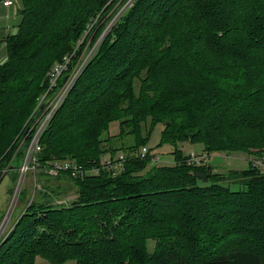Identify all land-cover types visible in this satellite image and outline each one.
I'll return each mask as SVG.
<instances>
[{
	"label": "trees",
	"instance_id": "obj_1",
	"mask_svg": "<svg viewBox=\"0 0 264 264\" xmlns=\"http://www.w3.org/2000/svg\"><path fill=\"white\" fill-rule=\"evenodd\" d=\"M109 1L21 0L19 32L5 37L7 60L0 56V162H9L14 135L45 88V72L81 37L94 10ZM224 1H212L218 6L215 16ZM229 1L220 23L210 17L212 4L203 1L135 2L44 133L38 167L55 185L46 181L47 192L32 199L21 224L0 246V264H36L37 258L52 264H264V245L249 240L244 243L251 248L234 241L208 254L196 250L199 242L194 248L188 243L195 224L205 231L198 241L217 242L209 234L215 220L229 216L214 213L226 200L236 204L240 220L264 207V167L249 163L247 170L222 174L210 160L189 165L177 147L180 142L202 144L210 158L233 152L264 156V0ZM249 10L253 14L246 21ZM241 39L248 42L245 51L235 45ZM119 121L120 139L101 147V133ZM160 123L162 140L175 145L173 165L151 166L147 175L137 176L155 157L151 150L144 159L139 152ZM120 151L126 159L122 171L102 165L103 155L113 158ZM17 159L18 153L9 162L12 170L18 169H13ZM64 161L90 174H45L47 166ZM63 180L78 190L69 208L54 201L72 192ZM231 226L215 232L220 238L250 235L264 244L263 223L255 235L247 225ZM101 230L112 237L108 245H122L113 263L106 257L97 260V251L89 250V241L100 238Z\"/></svg>",
	"mask_w": 264,
	"mask_h": 264
},
{
	"label": "rangeland",
	"instance_id": "obj_2",
	"mask_svg": "<svg viewBox=\"0 0 264 264\" xmlns=\"http://www.w3.org/2000/svg\"><path fill=\"white\" fill-rule=\"evenodd\" d=\"M8 1L11 2L9 5L4 4ZM136 1L137 0H110L100 9L94 10L95 13L93 12V15L81 37L77 41H74L73 44L67 50L62 52V53H66L63 59H60L61 57H58L53 67L50 70L46 71L45 74L43 73L45 88L37 93L31 113L28 114V116L20 126L19 130L14 135L15 138V139L13 138L14 142L9 148L11 149V152L9 153L10 154L9 162H11V159L15 157V154L19 153L20 150L22 149V146H24L34 135V133L37 130L36 127L39 124L41 115L43 116L45 112L48 113L50 111H54L57 107H59V110L63 107L65 102L68 100L72 90L77 86V83L80 80L83 73L89 69L92 61L96 57L104 40L112 33L114 27H116L122 21V19L128 14L129 9L135 4ZM193 1L194 4H200V1H203L205 4L211 5L213 0H193ZM211 7L214 8L215 11H213ZM217 7L218 6L212 4V6H210V8L208 9V12L211 14L210 17H212V19L216 17L215 20L220 23L222 22L223 19L221 13H223L226 16L227 11L231 8V2L229 0H225L222 5V11L218 13L217 16H215V14L218 11ZM21 8H22L21 0H3V2L0 3L1 61L7 60V53L5 49L6 46L5 37H7L8 35L10 36L16 35L19 32V26L21 23L19 12ZM245 12L246 14H244V17L246 18V21L251 20L253 11L249 10ZM227 19L224 18V21L228 22L229 20ZM235 28L240 30V28L242 27L237 26ZM247 43H248L247 40L244 41V39H241V42L237 41L235 45L236 47H238L239 51H245L248 47ZM116 51H118L119 53L120 47ZM119 59H120V55L118 56V60ZM55 66L57 67L58 70L57 71L55 70L54 73H51ZM53 74L57 75V77L53 78ZM37 90L38 89L35 86L34 90H32L30 94L34 96ZM52 122L50 123L51 125ZM120 124H121L120 121L110 123L109 126H107V129H105L101 133L100 136V141H102L101 147H108V145L113 144L116 139H120L118 137L120 134ZM11 131L12 133H14V129H12ZM163 131H164L163 124L161 123L157 124L152 129L149 139L146 141V147L148 148V150L149 151L151 150V154L153 156L160 158L161 162L156 164L154 162H151L149 167L146 166L144 169L140 171L138 170L135 173V175L141 177L147 175V173L152 169L151 166L173 165L175 159L172 153L175 151V145L170 144L168 142H164L162 140ZM130 137L131 136L126 137L125 141L129 142L131 140ZM177 147L181 152H183V155L185 157H187L192 153L202 154L204 152V147L202 144L197 145L188 142H180L177 144ZM123 156L124 154L121 151L118 152L117 155L113 158H111L112 157L111 154H105L101 157V163L103 164L108 161L116 162L120 157ZM252 158L253 157H249L248 154L242 152L215 154L210 158V165L214 167V170L216 172L226 174L230 170H238V171L247 170L249 167L250 160ZM9 162L8 163H5V161L0 162V170H1L0 171V228H4L5 226L4 220L5 219L8 220L9 218L5 230L3 232L2 229L0 230V232H2L0 239V246L8 239L10 235L12 236V232L14 233L16 231L17 226L21 224L20 223L21 220L28 213L27 210L30 206V203L32 202V199L36 200L41 195V193L47 192V190L44 187V183L49 180V182L52 185H55V181L50 180V177L41 175V171H42L41 169H38V171L35 174L32 171H30L23 181L19 199L12 211L10 210L12 197L14 195V192H16V190H18V188L20 187L19 184L20 174L18 169L17 170L9 169ZM21 163L22 160L19 159V165H21ZM4 170H7V172L4 173ZM63 181H65V183L63 184L64 186H71L72 192L66 193L64 194V196L60 198H55L54 201L55 204L57 205H62L65 208L66 207L69 208L71 203L75 201V199H77L76 195L78 194V190L75 187L76 185L71 180H63ZM233 189H237V188H233ZM48 193L50 194V192ZM261 200L262 199H260L259 201ZM235 205L236 204L233 202L231 203L230 200H226L224 202V205H222V207L215 208L214 213L216 216L219 213L229 214V216L226 215V217H224L220 221H218L219 220L218 219L215 220L216 222L213 223L214 229L211 232L212 234L209 235L216 236V240H217L216 243H212L209 245L208 242L203 241L205 240V238L202 241H198L200 240V237L204 235L205 231L199 230L200 226L195 224L192 229L190 228L191 231H189L191 235L190 237H188L189 246L193 245L194 248V245L198 244L199 242L200 244L196 246V250L197 251L200 250L203 251L205 254H208L212 252V250L224 251L225 249L230 248L232 244L235 243L234 241L236 242L240 241L242 246H247V247L250 246L244 243L246 240H249L250 242L248 243H250L253 246L261 245V244L264 245L262 242L263 240L261 241V239L258 238L252 239L253 236L250 235L243 237V236H238L235 233H232V235L225 236V234L223 233L225 237L220 238V236L216 234L215 231L219 230V227L220 229L227 228L228 231V227H230L234 223H236L237 229L238 227L244 229L245 226L247 225V227L249 228L248 233L251 235H255L254 233L259 234V232L262 231V228L259 227L261 223H263L264 226V207L263 208L260 207V210L255 213L258 214L260 217L263 216V219H260L259 221H250L251 219H249L248 216L253 217V215L255 214L248 216L244 215L243 218L244 217L245 218L243 220H240L241 219L239 215L240 213L234 211L236 210ZM83 208H85V206ZM216 211H218V213H216ZM247 211L248 213H250L249 209ZM232 217L234 220L233 219L230 220ZM102 223L104 224L105 222L102 221ZM106 225H103V228ZM234 228L235 227L231 228L229 231L231 232L232 230H234ZM44 231L45 230H40V234L43 233ZM206 232L209 233L208 231ZM99 237L100 238L96 237L93 241L92 240L89 241V244L93 245L89 250H92L94 248L97 251V256H98L97 260H99L100 257H106L109 263L110 262L113 263V261L116 260L115 257H117V253L122 250V245H120L119 247H117L115 243H110V245H108L107 242L111 240L112 237L108 236L105 231L102 230L99 231ZM147 242L150 251H152L155 246V243L151 240ZM136 243L135 245L138 247L139 242L137 244ZM213 245L215 246L212 247ZM141 250L142 249H140V251ZM141 255L143 254L140 253L138 254L137 257L140 259ZM36 264H52V263H50L49 261L43 258H37ZM65 264H76V263L74 261L69 260Z\"/></svg>",
	"mask_w": 264,
	"mask_h": 264
},
{
	"label": "built area",
	"instance_id": "obj_3",
	"mask_svg": "<svg viewBox=\"0 0 264 264\" xmlns=\"http://www.w3.org/2000/svg\"><path fill=\"white\" fill-rule=\"evenodd\" d=\"M10 3L11 2L8 1L4 4L9 5ZM55 67L51 73H54L55 70L56 71L58 70L57 67L56 68ZM56 77L57 75L53 74V78H56ZM58 111H59V107H57L54 111H50L48 113L45 112L43 116L41 115L39 124L36 127L37 129L36 132L31 137V139L24 146H22V149L20 150V151H23L22 156L20 158L22 160V163L18 167V171L20 174V181H19L20 187L18 188V190H16V192H14V195L12 197L11 209H10L12 211L19 199L20 191H21L22 184H23L25 177L30 171H32L35 174L39 169L38 155L42 151L41 139L44 133L50 127L51 125L50 123L53 121ZM148 151L149 150L147 147L142 148V150L139 152V156L143 159L146 158ZM209 160H210V154H208L207 152H203L202 154L192 153L188 155L187 163L189 165H202L204 163H207ZM125 162H126V159L123 156V157H120L116 162L108 161L106 163H103L102 165L104 167L109 168L113 172L118 173L124 169ZM152 162H154L155 164L160 163L161 159L158 157H154L152 159ZM250 163L253 167H264V156L261 158H252L250 160ZM9 169L11 170L10 166H9ZM61 171L69 172L74 177L75 176L83 177L86 174H90L89 171H87L86 169H83L81 166L75 164L72 161L55 162L51 166H47L45 168V174H48L51 176H56ZM6 172L7 170H4V173ZM8 220L6 219L4 220L5 226L4 228H0V230L2 229V232L5 230ZM2 232H0V239H1Z\"/></svg>",
	"mask_w": 264,
	"mask_h": 264
},
{
	"label": "water",
	"instance_id": "obj_4",
	"mask_svg": "<svg viewBox=\"0 0 264 264\" xmlns=\"http://www.w3.org/2000/svg\"><path fill=\"white\" fill-rule=\"evenodd\" d=\"M22 153H23V151H20V152L18 153V159L14 161L13 169H17V168L19 167V159L21 158Z\"/></svg>",
	"mask_w": 264,
	"mask_h": 264
}]
</instances>
